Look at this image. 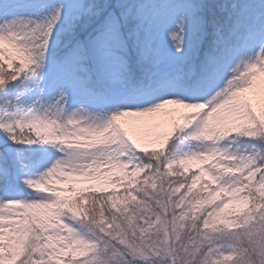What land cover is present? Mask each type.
Masks as SVG:
<instances>
[{"label": "snow or ice", "instance_id": "snow-or-ice-1", "mask_svg": "<svg viewBox=\"0 0 264 264\" xmlns=\"http://www.w3.org/2000/svg\"><path fill=\"white\" fill-rule=\"evenodd\" d=\"M0 264H264V0H0Z\"/></svg>", "mask_w": 264, "mask_h": 264}]
</instances>
